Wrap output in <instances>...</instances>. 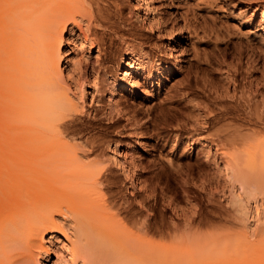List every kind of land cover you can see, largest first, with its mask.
I'll use <instances>...</instances> for the list:
<instances>
[{
    "label": "bare ground",
    "instance_id": "bare-ground-1",
    "mask_svg": "<svg viewBox=\"0 0 264 264\" xmlns=\"http://www.w3.org/2000/svg\"><path fill=\"white\" fill-rule=\"evenodd\" d=\"M131 11L145 27L156 28L159 36L171 35L159 16L148 17L155 11L152 0H135ZM117 22L98 0H0V264H44L40 260L44 256L45 260L55 257L49 264L228 262V254H219L227 247L226 233L194 229L200 221H190L188 226L194 225L193 229L184 232L165 230L150 215L146 199H135V209L128 197L117 199L114 193L115 171L123 181L128 180V189L153 193L141 179L143 164L140 155L136 156L144 149L145 121L125 99L139 85L152 84L153 79L159 84L174 71H181L183 59L181 27L161 49L173 62L158 59L156 67L149 68L144 51H136L144 43L134 44L140 38L132 31L121 32ZM117 37L129 47L120 77L111 76L101 58ZM92 48L97 49L96 60L89 63L82 52ZM258 58L264 60V56ZM247 67L251 77L263 71L255 60ZM262 77L243 87L227 75L228 87L216 92V98H226L221 113L229 120L228 127H221L225 130L221 129V136L215 133L218 141L214 147L203 142L200 152L206 162L218 159L216 166L221 164L227 178L247 182L243 184L251 188L264 184ZM84 86L91 89L88 105ZM103 93L108 95L105 108L92 110L95 122L86 124L87 129L78 126L92 112L85 111L86 105L100 107ZM99 117L111 124L107 129L124 119L134 135V145L127 143L122 153L115 145L108 158L94 155L105 138L100 134ZM244 234L229 241L235 247L232 260L238 261L241 255V264H263L264 246L250 244ZM154 236L164 242L152 241Z\"/></svg>",
    "mask_w": 264,
    "mask_h": 264
},
{
    "label": "rangeland",
    "instance_id": "rangeland-1",
    "mask_svg": "<svg viewBox=\"0 0 264 264\" xmlns=\"http://www.w3.org/2000/svg\"><path fill=\"white\" fill-rule=\"evenodd\" d=\"M134 1L98 0V4L115 24L118 21L121 32L127 34L132 31L140 38L134 44L146 45H137L136 51L137 54L144 51L143 59H148L145 61L149 68L156 67L158 59L173 62L161 49L164 44L171 42L177 27H181L183 38L179 45L181 44L183 51L181 59L184 60H181V71H174L159 84L156 79H153L152 84L141 83L134 94L126 95L125 99L137 112L138 118L145 121L143 136L141 133L144 149L138 150L136 156L140 155L138 159L143 164L139 168L141 179L145 181L148 190H153V195L128 189V180L123 181L122 175L116 173L111 166L115 171L113 175L118 178L114 193L118 194L117 199L122 195L128 197L135 209L138 208L135 199H146L152 210L150 215L156 217L165 230L177 228L184 232L188 227L193 229L194 225L188 226L190 221H200L202 226L195 225L194 229L198 230L200 227L198 231L201 232L213 230L226 233L224 236L227 237L225 239L229 238L226 240L228 244L219 250V254L231 255H227L228 262L225 264H241V255L237 256L238 261L232 260L235 247L234 243H229L234 235L245 233L250 244L264 246V184L257 189L251 188L250 184H247L248 187L243 184L247 182H233L234 180L227 178L221 164L216 166L218 159L212 162V158L210 162H206L200 152L204 143L214 147L218 141L214 137L215 133L221 136V127L224 128L229 123L221 113L226 98H216V92L221 93L228 87L227 75L234 76L237 84L241 83L243 87H248L250 80L258 81L261 74L264 79V60L258 58V55L264 56V20L261 19L264 0H152L155 11L148 17L152 19L159 16L161 23L171 30L168 37L159 36L156 28L150 30L145 27L146 24L135 19L131 11V3ZM73 32L80 37L76 27H73ZM128 48L118 37L107 47L106 56L101 58L106 60L104 66L109 68L105 70L111 76H121L129 54ZM82 53L89 63L95 62L96 48ZM107 59L111 62H107ZM252 60H255L257 67L263 65V71L260 70L251 77L247 63ZM84 88L88 90L85 97L88 105V92L91 89L88 86ZM107 97V93H103L101 106L86 105L85 111L88 113L93 108L104 109ZM214 111L219 112L214 114ZM94 114L93 111L90 115L86 114L76 124L87 129L86 124L95 122L92 119ZM148 114L149 119L145 117ZM119 119L114 127L107 129L111 124L99 117L100 134L105 140L99 143V149L94 155L100 153L99 155L108 158L109 151L115 145L116 150L121 153L126 149L127 143L134 145L135 138L131 128L125 127L127 123L124 119ZM224 129L222 130L225 131ZM257 172L260 173L259 170ZM158 238L154 236L151 240L160 242L161 239ZM46 240L48 236H45V243ZM216 254L218 257L219 254ZM51 259L54 260L55 257L51 256ZM40 260L44 264H49L50 261L45 260V256ZM248 264L258 263L250 261Z\"/></svg>",
    "mask_w": 264,
    "mask_h": 264
}]
</instances>
